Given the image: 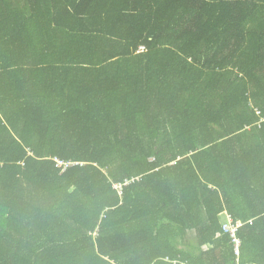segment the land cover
<instances>
[{
    "label": "trees",
    "instance_id": "obj_1",
    "mask_svg": "<svg viewBox=\"0 0 264 264\" xmlns=\"http://www.w3.org/2000/svg\"><path fill=\"white\" fill-rule=\"evenodd\" d=\"M0 264H264V0H0Z\"/></svg>",
    "mask_w": 264,
    "mask_h": 264
},
{
    "label": "built area",
    "instance_id": "obj_2",
    "mask_svg": "<svg viewBox=\"0 0 264 264\" xmlns=\"http://www.w3.org/2000/svg\"><path fill=\"white\" fill-rule=\"evenodd\" d=\"M144 51H145V47H141L140 50H139L140 53H141V52H144ZM59 164H60L61 166L63 165L62 162H59ZM120 189H121V187H120ZM236 231H237V228H236V229L233 228L232 232L236 233ZM236 243H237V247H238L239 244H240V241H239L238 239H236ZM237 250H238V248H237Z\"/></svg>",
    "mask_w": 264,
    "mask_h": 264
},
{
    "label": "crops",
    "instance_id": "obj_3",
    "mask_svg": "<svg viewBox=\"0 0 264 264\" xmlns=\"http://www.w3.org/2000/svg\"><path fill=\"white\" fill-rule=\"evenodd\" d=\"M224 220L227 222L228 221V218L226 217Z\"/></svg>",
    "mask_w": 264,
    "mask_h": 264
}]
</instances>
